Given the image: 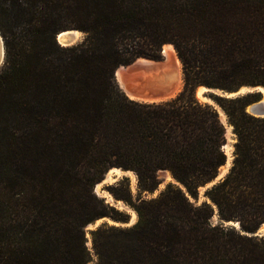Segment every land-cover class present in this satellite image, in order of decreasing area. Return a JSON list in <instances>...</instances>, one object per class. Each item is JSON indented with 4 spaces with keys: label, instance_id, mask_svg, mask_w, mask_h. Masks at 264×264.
Here are the masks:
<instances>
[{
    "label": "trees",
    "instance_id": "1",
    "mask_svg": "<svg viewBox=\"0 0 264 264\" xmlns=\"http://www.w3.org/2000/svg\"><path fill=\"white\" fill-rule=\"evenodd\" d=\"M66 30L84 34L61 46ZM0 264H264V117L246 112L261 94L216 96L236 141L228 173L226 128L197 86L264 88V0H0ZM171 44L183 90L158 103L126 97L115 70L160 60ZM106 187L129 215L99 197ZM168 184L152 199L159 172ZM184 188V190L180 187ZM209 201V202H208ZM238 223L239 229L212 225Z\"/></svg>",
    "mask_w": 264,
    "mask_h": 264
},
{
    "label": "water",
    "instance_id": "2",
    "mask_svg": "<svg viewBox=\"0 0 264 264\" xmlns=\"http://www.w3.org/2000/svg\"><path fill=\"white\" fill-rule=\"evenodd\" d=\"M79 32V31H78ZM63 34L61 37L60 35ZM59 37L61 38V40L59 39ZM57 42L64 47H69V46H73L77 44V40L78 38L75 36V34H73V30H66V31H62L60 32L57 37H56ZM162 56L164 57V54L162 53ZM139 59H144V60H149L152 62H162V61H155V60H151V59H147V58H137L133 63H131L130 65L127 66H119L114 73L115 76V80L119 86V89L126 95V97H128L131 100L134 101H139V102H146V103H158V102H165V101H169L174 99L179 93H176L173 96L174 90H175V83L174 81H169L166 82L163 85H149V87L147 86V88L141 89L139 87H135L134 85H129L126 86V80L127 78L124 77V80H121L117 77V73L119 70H124L126 71L128 68H134V67H139L137 65V61ZM4 60H5V50H4V44H3V40L2 37L0 36V68L3 66L4 64ZM133 94V96L135 98H130L129 94ZM262 94L264 93V88L261 86H243L240 87L239 89L233 91V92H225L219 89H214V88H208L205 86H197L194 90V96L197 100H199L201 103H208L211 105H216V103L214 102V97L216 96H220V97H225V98H238V97H243L249 94ZM249 109V110H248ZM246 111L255 117H264V100L261 99L255 103H252L250 105H248L246 107ZM222 150L225 152V145L223 146ZM227 163V161H226ZM226 163L224 166H226ZM230 166V163L228 164ZM229 167L226 166V170L223 171H219L218 176L215 178V180H213L211 183L207 184L206 186L202 187L203 189L207 190L209 188H211L213 185H215L218 181H220L227 173H228V169ZM116 171H119V174H116ZM111 172V173H110ZM161 172H166L170 175V173L168 171H161ZM133 174L135 176V174L131 171H124L121 169H110L103 177V179L98 182L95 187H94V191L96 193H99V188L107 183H111V182H116L120 177H126L127 175ZM136 179V176H135ZM171 179L173 180L174 184L179 185V183H177L172 177ZM180 187L184 190V188L180 185ZM101 192H103L101 190ZM111 202H114V199H112L111 197ZM104 220V219H100L97 220L96 222H94L93 224L88 225L85 228V231H93L96 228H98L101 224L100 222ZM135 223V220H131L129 222L128 226H131ZM222 224H228V225H232L233 222H225L222 221ZM257 234H255L256 236Z\"/></svg>",
    "mask_w": 264,
    "mask_h": 264
},
{
    "label": "rangeland",
    "instance_id": "3",
    "mask_svg": "<svg viewBox=\"0 0 264 264\" xmlns=\"http://www.w3.org/2000/svg\"><path fill=\"white\" fill-rule=\"evenodd\" d=\"M76 31V30H75ZM80 34H79V36H78V40H77V44L78 43H80L82 40H83V38H84V34L83 33H81V32H79ZM162 52H163V49H162ZM162 56V55H161ZM163 60V56L161 57V59L160 60H155V61H162ZM1 69V68H0ZM181 72H182V66H181ZM183 85H184V83H183V74H182V86H181V88H180V90H179V92L178 93H180L182 90H183ZM261 99H263L264 100V93H262L261 94ZM260 99V100H261ZM199 101V100H198ZM200 102V101H199ZM217 105V104H216ZM216 109H217V111H218V113H219V117H220V120H221V122L223 123V125L225 126V128H226V133H227V127L228 126H230L231 127V130H230V134H229V138L227 137V134H226V145H229L230 147H231V152H230V159L228 160V157H227V154H226V152H224L225 153V155H226V161L228 162V163H230V166L229 165H226V166H228L229 168L228 169H230V167H231V164H232V160H233V145H234V143H235V141H236V137H235V135H234V133H233V129H232V126L228 123V121H227V117H226V115H225V113H224V111L217 105V106H215V105H213ZM219 110H221L222 112H223V114L225 115V118H224V121H222V119H221V114H220V112H219ZM247 112V111H246ZM248 113V112H247ZM226 166H223L224 167V169H223V167H221L220 168V170L221 171H225L226 170ZM219 170V171H220ZM229 171V170H228ZM159 186L157 187V189L153 192V193H148V192H143L142 194H141V196L144 198V199H152V198H155V197H157L159 194H160V192H162L164 189H165V187L168 185V184H174V182H173V180L171 179V175H169L168 173H166V172H159ZM121 180H126L127 181V183H128V185H129V188H130V191H131V193H132V196H133V199H135L136 198V196H137V194H138V189H137V180L135 179V182H133L132 181V178L131 177H129L128 175L126 176V177H120L116 182H118V181H121ZM116 182H111V183H107V184H104V185H102L100 188H99V193H96L99 197H101V198H103L105 201H106V203H108L109 205H111V206H113L114 208H116L117 210H119V211H121V212H124V213H126L127 215H129V222L131 221V220H135V222H136V220H137V216H136V213H135V211L129 206V205H127L126 203H124L123 201H116V200H114V202H111L110 200H108V197H107V195H105L104 193L106 192L108 195H110L111 196V194L106 190V187L107 186H109V185H113V184H115ZM101 190L103 191V192H101ZM206 190L205 189H203L202 187L199 189V195H198V199H196V200H194V199H190L193 203H195V204H197V205H199V204H201L203 201H206V198L204 197V192H205ZM112 197V196H111ZM112 199H113V197H112ZM209 202V201H208ZM122 205V206H121ZM214 211H215V215L211 218V224L212 225H218V224H222V221H220L219 219H218V217H217V215H216V208L214 207ZM129 222L128 223H126V224H121V223H116V222H114V221H111V220H109V219H107V218H104V220H102L101 222H100V224L101 225H104V224H107V225H114V226H121V227H129L128 225H129ZM100 225V226H101ZM223 226H225V227H234V228H236V229H239V226H238V223H235V222H233V224L232 225H228V224H222ZM99 226V227H100ZM97 229V228H96ZM89 232L90 231H86V237H87V239H88V242H87V246H88V248L89 249H91V241H90V234H89ZM255 234H257L256 236H259V237H261V236H264V226H262L256 233H254L253 235L255 236Z\"/></svg>",
    "mask_w": 264,
    "mask_h": 264
},
{
    "label": "bare ground",
    "instance_id": "4",
    "mask_svg": "<svg viewBox=\"0 0 264 264\" xmlns=\"http://www.w3.org/2000/svg\"><path fill=\"white\" fill-rule=\"evenodd\" d=\"M73 34L78 38L79 32L73 30ZM63 34L60 35V37ZM59 39L61 40V38ZM164 57L162 62H152L149 60L139 59L137 61V65L139 67L128 68L126 71L119 70L117 73V77L121 80H126V88L129 85H134L135 87H139L141 89L149 87V85H163L166 82L174 81L175 90L173 96L179 92L182 86V72H181V63L176 55V52L171 44H166L163 47ZM130 98H135L133 94H129ZM249 110V109H248ZM221 114V119L224 121L225 115L221 110H219ZM231 127H227V137L229 138ZM225 152L227 154L228 160L230 159L231 147L229 145H225ZM229 163L227 162L226 165ZM224 169V167H223ZM111 173V172H110ZM116 174H119V171H116ZM132 178V181L135 182V176L133 174L128 175ZM108 200H111V196L106 192ZM122 206V205H121Z\"/></svg>",
    "mask_w": 264,
    "mask_h": 264
}]
</instances>
